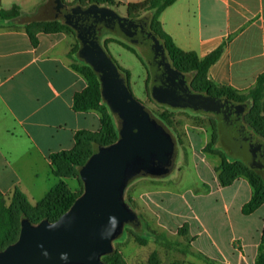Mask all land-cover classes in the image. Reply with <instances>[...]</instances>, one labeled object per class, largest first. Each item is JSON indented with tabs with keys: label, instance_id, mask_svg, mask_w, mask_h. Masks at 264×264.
<instances>
[{
	"label": "crops",
	"instance_id": "crops-1",
	"mask_svg": "<svg viewBox=\"0 0 264 264\" xmlns=\"http://www.w3.org/2000/svg\"><path fill=\"white\" fill-rule=\"evenodd\" d=\"M16 2L0 0V10L20 7H6ZM160 22L179 48L201 58L224 45L208 73L220 86L247 92L264 74V0H177ZM73 44L64 32L39 33L33 46L24 30L0 29V199L7 207L16 190L32 205L40 202L58 184L51 155L72 150L77 132L100 129L98 113L73 108L75 95L87 87L72 68ZM188 132V164L204 163L216 187L198 193L154 187L139 195L131 188L134 209L152 233L151 254H158V264H256L264 206L245 215L252 197L249 182L240 178L222 187L220 163L208 162L203 153L208 141L192 139L191 132L199 133L194 127ZM188 193L203 201L198 211Z\"/></svg>",
	"mask_w": 264,
	"mask_h": 264
},
{
	"label": "water",
	"instance_id": "water-1",
	"mask_svg": "<svg viewBox=\"0 0 264 264\" xmlns=\"http://www.w3.org/2000/svg\"><path fill=\"white\" fill-rule=\"evenodd\" d=\"M57 15L76 33L78 58L101 82L104 103L117 120L119 138L98 147L80 169L83 194L57 221L33 224L21 220L18 240L0 251V264H107L125 229L143 235V222L126 198L137 179L165 180L178 169L177 135L135 98L105 46L109 38L148 48L152 100L170 110L206 114L218 122L220 145L234 160L264 170V140L248 129L249 104L195 93L186 76L169 59L165 47L149 28V16L132 19L111 7H68L57 0ZM110 217L116 219L109 221ZM118 221V224H117ZM114 229V230H113ZM67 259H61V254Z\"/></svg>",
	"mask_w": 264,
	"mask_h": 264
},
{
	"label": "trees",
	"instance_id": "trees-1",
	"mask_svg": "<svg viewBox=\"0 0 264 264\" xmlns=\"http://www.w3.org/2000/svg\"><path fill=\"white\" fill-rule=\"evenodd\" d=\"M177 0H143L138 3L124 4L117 0H75L74 6L99 5L111 7L117 10L125 8L126 15L132 19H140L149 16V28L158 37L165 47L166 53L173 66L186 76L187 82L193 92L210 95L218 98H228L235 104H249L250 110L245 115L248 129L255 133L261 140H264V74L260 75L253 88L247 92H239L229 87H224L213 82L209 76L210 68L218 61L224 51V45L201 58L196 52H185L179 48L173 39L163 30L160 22L162 12L173 5ZM0 29L24 30L30 38L33 46L38 45V34H54L64 32L74 39L70 53L73 60L72 68L75 69L87 83V87L74 97L73 108L76 112H96L100 116V129L97 132L80 131L75 135V145L70 151H63L52 154L51 165L53 175L59 180L58 184L36 205H32L26 196L19 190L14 192L10 205L0 204V251L15 243L20 235L21 220L28 218L33 224L43 220L55 222L60 216L68 212L76 200L83 194L84 185L80 177V169L88 162L98 147H105L115 143L119 138L117 120L104 103L101 94V82L94 70L78 58L80 49L75 31L67 26L61 19L49 17L32 18L20 7L13 6L10 10H0ZM117 43L131 51L142 62L148 72L146 82L147 97L151 98L150 92V71L146 55L139 51L138 46L128 44L121 39L109 38L105 40V46ZM121 72L122 78L130 86V72L116 63ZM153 101V100H152ZM160 107V106H159ZM162 113L158 116L177 135L179 145L183 144L181 136L173 126L174 113L179 110H170L161 107ZM184 112V111H183ZM190 113V111L186 112ZM199 114V113H195ZM213 132L211 141L207 143L203 151L206 154L216 156L220 159V165L216 171L218 181L222 187L232 185L237 179H246L252 188V197L249 203L243 208L245 215H250L259 207L264 206V170H253L241 159H230L227 152L219 146L220 136L218 122L211 118ZM65 179H76L81 190L76 193L72 191ZM129 204L134 208L133 200L129 197ZM145 227V222L142 219ZM127 234L133 237L134 242L139 246H147L152 233L146 226V232L140 235L130 227L125 229L124 238ZM118 241V240H117ZM113 254L103 257L107 264H128L125 257L117 250ZM158 254H151L146 264H158ZM256 264H264V220L262 238L258 248Z\"/></svg>",
	"mask_w": 264,
	"mask_h": 264
},
{
	"label": "rangeland",
	"instance_id": "rangeland-1",
	"mask_svg": "<svg viewBox=\"0 0 264 264\" xmlns=\"http://www.w3.org/2000/svg\"><path fill=\"white\" fill-rule=\"evenodd\" d=\"M63 1L65 2V4H71L75 2V0ZM56 3L57 0H17L16 3L7 4L6 7L10 8L14 4H17L23 9V11L26 12V14L30 15L33 19L39 17L41 19L45 17L49 18L51 16L54 17L57 15ZM116 11L122 16L126 15V10L123 7L118 8ZM138 47L140 48L139 51L144 55H146V53L149 51L146 47ZM107 50L110 53L112 59H114L118 65L130 72L131 75L129 88L135 98L142 104L147 106L150 110H152L157 116L158 114L162 113L163 110L161 109V106L159 107V105H157L154 101L147 97L146 82L148 79V72L142 62L136 57V55L117 43H112L107 46ZM186 112L188 111L183 112L179 110L178 112L174 113L175 121H173V126L178 132V135L181 136V139L183 140V144L181 146L179 145L180 160L178 163L177 171L165 180H150L144 178L135 180L127 189V199L133 191V194L139 195V193L143 191H149L154 187H168L170 189H173L175 192H185L186 190H190V192L192 193L202 192V190H204V188L208 185L216 187L212 175L203 170L204 163H200L199 161L196 162V164H199L198 168L191 163L188 164V162L191 161L189 158L186 160L187 147L185 145L188 135L187 133H189L188 130H190V127H194L195 130H198L199 132L196 135L194 134V132H191L192 139H197V141H199L201 144L205 143V141H208V143L211 141L213 132L211 121L212 117L205 114H195L192 111H190V113ZM219 146H221L220 143ZM203 153L205 154L204 151ZM228 156L230 159H234L231 155L228 154ZM205 157L207 158L208 162H216V165H219L220 163V159L216 156L206 154ZM184 160L186 161L184 162ZM64 181L66 182V184H68L69 188L72 191L78 193L81 190V186L80 184H78V181L76 179H65ZM132 187L133 191L131 189ZM187 200L194 208H196L197 211L201 203L203 202L201 199H191L190 193H188L187 195ZM3 203L5 205V202L0 199V204ZM143 230L145 233L146 227H143ZM117 242V250H119L125 258H128L127 260L129 264L147 263L148 258L151 254L150 246L141 247L137 245L130 234H127L124 238L119 239Z\"/></svg>",
	"mask_w": 264,
	"mask_h": 264
},
{
	"label": "clouds",
	"instance_id": "clouds-1",
	"mask_svg": "<svg viewBox=\"0 0 264 264\" xmlns=\"http://www.w3.org/2000/svg\"><path fill=\"white\" fill-rule=\"evenodd\" d=\"M116 218L115 217H110L109 218V221H110V223H111V221H113V220H115ZM117 224H118V221H117ZM114 230V229H113ZM61 259H67V254L66 253H64V254H61Z\"/></svg>",
	"mask_w": 264,
	"mask_h": 264
},
{
	"label": "flooded vegetation",
	"instance_id": "flooded-vegetation-1",
	"mask_svg": "<svg viewBox=\"0 0 264 264\" xmlns=\"http://www.w3.org/2000/svg\"><path fill=\"white\" fill-rule=\"evenodd\" d=\"M199 114H202V113H199ZM206 115V114H205Z\"/></svg>",
	"mask_w": 264,
	"mask_h": 264
}]
</instances>
